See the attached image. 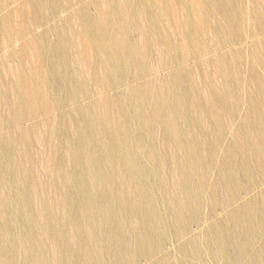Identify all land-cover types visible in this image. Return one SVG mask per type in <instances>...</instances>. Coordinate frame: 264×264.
I'll list each match as a JSON object with an SVG mask.
<instances>
[{
    "label": "rangeland",
    "instance_id": "rangeland-1",
    "mask_svg": "<svg viewBox=\"0 0 264 264\" xmlns=\"http://www.w3.org/2000/svg\"><path fill=\"white\" fill-rule=\"evenodd\" d=\"M54 1L0 82V264H264V0Z\"/></svg>",
    "mask_w": 264,
    "mask_h": 264
},
{
    "label": "bare ground",
    "instance_id": "bare-ground-1",
    "mask_svg": "<svg viewBox=\"0 0 264 264\" xmlns=\"http://www.w3.org/2000/svg\"><path fill=\"white\" fill-rule=\"evenodd\" d=\"M54 2V0H46V2H44V0H0V82L3 80L21 79L22 81L32 80V82H30L31 84L34 82V79L41 76L40 74L42 71L39 70L41 71L39 73L37 70L38 66L41 68V64L46 57L45 53L50 54V57L52 56V48L55 43V40L53 41V34L55 31V25L53 24L55 19ZM42 22H44L47 27L43 29V31H40ZM116 48H118V46ZM85 49L86 48H84V51ZM50 62L49 60V64ZM46 66L48 68V65ZM42 68H44V66ZM31 69L34 71H31ZM44 72L45 70H43V73ZM44 80L45 79H43V81ZM35 81L37 82V80ZM41 87L45 88V86ZM36 88H38L37 85ZM35 90L36 89L33 90L34 93ZM44 90L45 92L43 93L46 94V88ZM38 94L41 96L43 95L40 92ZM39 96L37 95V97ZM43 96L47 97V94ZM42 99L44 100V98Z\"/></svg>",
    "mask_w": 264,
    "mask_h": 264
}]
</instances>
